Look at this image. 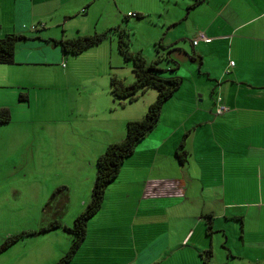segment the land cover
<instances>
[{
	"label": "crops",
	"instance_id": "0c3cea01",
	"mask_svg": "<svg viewBox=\"0 0 264 264\" xmlns=\"http://www.w3.org/2000/svg\"><path fill=\"white\" fill-rule=\"evenodd\" d=\"M95 1L0 0V38H25L16 45L14 63L0 65V110H7L10 117L1 126L13 123V114L22 123L35 122L29 113L38 102L54 110L57 120L51 123L58 131H65L76 120L77 126H86L90 114L98 111L100 116L93 122L97 129L86 134L102 140L93 158L114 144L112 140L118 143L125 138L126 124L142 119L155 101L154 97L152 102H140L137 105L142 108H136L134 115L133 102L119 104L111 97V73L125 85L134 80L132 71L125 75L116 67L117 43L112 36L76 58L55 50L58 46L52 41L116 28L112 16L101 25L96 20L93 28L88 26ZM195 3L190 0L189 12L198 16L194 23L199 29L191 37L179 29L174 35L178 20L171 19L164 25L161 43L183 50L186 55L179 54L180 58L186 56L191 62L199 58V67L191 73L204 77L208 89L201 91L185 81L178 66L181 87L107 189L95 216V220L102 217L103 224L89 222L87 234L89 227L91 234H148L154 222L166 218L168 211L162 208L175 207L180 213L190 204L195 211L184 221L194 225L187 245L197 250L201 264V255L207 251L212 254L209 264H214L216 247L221 264H264V0ZM79 18L87 20L74 22ZM198 33L212 41L193 46L191 40ZM186 39L192 55L182 47ZM204 93L209 94L210 102L205 101ZM218 106L225 108L221 115L216 114ZM180 144L187 153L182 163L176 157ZM182 243L156 252L132 247L112 264H161L162 256L164 261L172 258ZM91 260L87 264H97ZM189 264L197 261L191 259Z\"/></svg>",
	"mask_w": 264,
	"mask_h": 264
},
{
	"label": "rangeland",
	"instance_id": "374dc122",
	"mask_svg": "<svg viewBox=\"0 0 264 264\" xmlns=\"http://www.w3.org/2000/svg\"><path fill=\"white\" fill-rule=\"evenodd\" d=\"M95 2L96 6L91 8L88 18V21L91 20L88 26L93 28L96 20L101 25V21L112 16L111 23L115 22L116 28L118 25L123 26L128 32L129 50L134 53L140 52L147 64L158 58L155 45L161 43V39L165 37L166 22L171 19L178 20L176 28L173 27L174 35L179 29L191 37L190 34L199 29L194 23H198L195 20L198 16L194 12L191 14L189 12L190 0H96ZM204 10L205 8L201 7L200 12ZM128 12L141 14L142 18H129L128 21L123 22ZM188 16L189 19L185 21ZM85 20L87 19L79 18L74 22ZM67 30L70 28L68 27ZM112 38L116 40V36ZM182 45L183 49H187L192 55L189 39L184 40ZM55 50L60 52L59 47ZM115 54L116 58L113 61L116 67L122 68L125 75H130L132 63L125 61L119 55L118 49ZM179 54L186 55L178 48L171 53L173 60L176 58L181 62L174 60L178 66H181L179 73L185 77V81L193 83L205 92L208 87L204 85L206 83L204 77L198 76L196 71L191 73L192 69L199 67V58L191 62L190 58L184 56L186 62L184 58L178 56ZM158 65L163 67V61ZM185 85L187 87V83ZM156 94L154 89L138 93L132 103L135 108L134 115L138 113L136 108H142V105L137 104L145 100L152 102L154 97L156 99ZM204 97L206 102H210L208 93ZM31 109L29 114L35 117L36 123H22L17 119L16 114H13V123L0 126V247L10 237L28 234L0 253V264H56L59 261L71 245V236L65 229H72L75 218L85 210V204L90 200L95 181L97 158L106 148L105 146L99 151L98 157L93 158L95 148L102 143V140L97 136L86 135L97 129L93 122L100 116L98 111L90 114L86 126H77L76 120L67 126L65 131H58L52 127L51 121L57 118L50 106L38 102L33 103ZM115 119L119 124L118 115ZM119 125L124 129L123 123ZM112 141L116 143V140ZM106 144L108 145V142ZM174 208L167 206L162 208L168 211L166 218L154 222L156 224L148 228V234H134V237L133 234H125V232L91 234L89 227L90 233L87 234L84 244L70 264H87L92 261L91 258L96 260L97 264H112L114 260L126 256V250L132 247H136L138 251L153 249L156 252L160 251L159 249L172 250L175 244L178 246L182 241V247L174 250L172 258L164 261L165 256H162L161 264H189L191 259L201 264L200 259L196 258L197 250L187 245L194 224L184 221L191 217L195 207L187 204L180 213L175 212ZM122 215L124 216L125 213L123 212ZM95 218L89 222L94 220V224H103L102 217L96 220ZM56 221L62 225L60 229L42 232ZM215 254L213 263H223L217 247Z\"/></svg>",
	"mask_w": 264,
	"mask_h": 264
},
{
	"label": "trees",
	"instance_id": "16d2710c",
	"mask_svg": "<svg viewBox=\"0 0 264 264\" xmlns=\"http://www.w3.org/2000/svg\"><path fill=\"white\" fill-rule=\"evenodd\" d=\"M199 3L200 0H196L194 6ZM130 14H134V17L127 16L124 18L123 22L128 21L129 18H142V15L135 13ZM111 34L116 36L119 55L125 61H130L132 63V73L134 75L133 82L129 85H125L119 78L111 73L109 83L111 97L115 101H118L119 104L122 101L131 103L135 100L138 93H142L148 89H154L157 93L156 99L148 107L142 119L130 121L126 124L124 140L119 143L108 145L104 152L97 158L96 176L91 190L90 200L85 210L75 218L73 228L65 229L71 236V245L69 250L56 264H70L77 255L85 242L88 222L100 212L107 189L117 179L121 167L133 154L139 143H141V141H143L156 127L164 105L177 93L183 81L177 73L178 64L171 56V53L176 48L165 47L162 43H157L155 45V50L157 51L158 58L147 64V61L140 52L134 53L129 50V35L123 26L109 29L100 34L95 33L92 35L78 36L72 39L52 41V43L60 48L63 55L76 57L87 49L97 46L106 39H109L113 36ZM24 39L23 36L16 35H7L0 38V65H12L14 63L16 45ZM160 61H163V67L158 65ZM9 121V112L4 109L0 110V126L8 124ZM183 148V144H180L176 154L177 159L181 163L184 162L187 157V153ZM61 227L62 225L60 222L56 221L42 232L57 230ZM207 230H210V223H207ZM26 236H28V234H19L8 238L6 242L1 245L0 253ZM211 257V251L202 254V264H209Z\"/></svg>",
	"mask_w": 264,
	"mask_h": 264
},
{
	"label": "built area",
	"instance_id": "2783aa9c",
	"mask_svg": "<svg viewBox=\"0 0 264 264\" xmlns=\"http://www.w3.org/2000/svg\"><path fill=\"white\" fill-rule=\"evenodd\" d=\"M128 16L134 17V14H128ZM212 40L210 38H208L205 34L203 33H198L194 40H192V45L196 46L198 44V42H204V43H210ZM230 65L233 66L234 63L230 62ZM64 66V65H63ZM218 102H220V99H218ZM225 111V108L222 106H218L216 114L217 115H221L223 112Z\"/></svg>",
	"mask_w": 264,
	"mask_h": 264
}]
</instances>
